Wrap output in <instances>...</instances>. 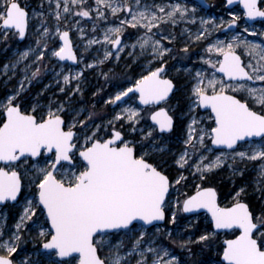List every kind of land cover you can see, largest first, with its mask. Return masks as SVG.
Instances as JSON below:
<instances>
[{"label":"snow or ice","instance_id":"obj_1","mask_svg":"<svg viewBox=\"0 0 264 264\" xmlns=\"http://www.w3.org/2000/svg\"><path fill=\"white\" fill-rule=\"evenodd\" d=\"M53 0H49L51 7ZM232 4L233 0H227ZM248 18L264 17V10L259 6V0H241ZM53 14L57 21L64 14L80 17H91L93 11L98 20H107L104 9L110 10L113 16L124 13L125 18L118 21L116 27L106 29L104 41L112 44L117 53L122 50L119 33L130 25L143 30L137 44L141 50L151 46L157 58L170 51L165 48L160 39H154L159 34L160 25L171 23L176 25L184 20L189 13H195V7L189 9L181 3H146L142 0H95V9L86 7L87 0H54ZM79 9V11H74ZM43 16V13L35 14ZM130 17V19H129ZM240 17L233 15L228 22L231 29ZM29 12L21 6L20 0H0V28L15 29L19 37L26 35L29 26ZM213 24L214 28L221 25L214 21L201 20L202 25ZM43 31L36 43L38 48L46 49L47 43H42L49 35V29L41 20ZM157 31L154 33L153 29ZM63 46L51 54L60 60H77L69 39V31L60 32L56 28ZM82 31V30H81ZM208 32L203 27L196 39L200 40ZM247 33L248 29L245 28ZM117 34L115 39L110 34ZM257 33L253 32L252 35ZM163 39H168L164 36ZM99 41L90 40L89 44ZM243 45L250 59L242 62L236 53V47ZM137 45L133 44L135 48ZM187 51V49H185ZM208 53H218L222 59L213 62L205 61L212 69H218L227 81L217 80L213 72L212 78L204 73L196 72V83L193 86V99L190 111L203 107L211 109V119L214 127L200 128L195 117L188 125V138L185 144L191 145L195 151L196 144L203 145L206 136L211 137L213 145L225 146L228 151H221L214 160L204 163L201 156L195 165L197 171H211L222 165L225 159L261 161L259 176L264 177V84L251 86L250 82H264V44L242 39L233 35L226 43L217 40L209 44ZM29 53L23 52L22 58ZM107 52L106 56H110ZM44 52L40 51L38 60H42ZM102 63V61H101ZM89 67L91 65H88ZM7 67V66H6ZM163 66L151 70L133 82L131 87L119 91L109 102L115 104L129 93H138L139 100L144 105H155L166 101L173 90V82L162 78ZM39 69L33 72L35 77ZM77 77L81 73L76 74ZM70 75H63L65 84L70 82ZM23 85H21V90ZM77 91L79 85H77ZM63 91V89H61ZM229 92H244L259 105L258 112L249 106L247 99H239ZM19 92L16 93V96ZM16 96L7 97L0 102L2 119H0V202L17 201L23 192L22 212L15 224L16 233L0 242L7 254L0 255V264H13L10 258L17 252L16 242L21 239L19 230L34 216L43 217L45 226L39 228L38 235L42 238L40 255L46 257L49 264H121L127 257L138 254L136 264H149L148 255H152L151 264H178L177 257L163 259L170 255L166 247H142V244H154V240L145 241L143 229L153 222L163 221L165 208L172 204L168 199L169 189L185 177L180 176L170 181L159 167L150 163L147 153L137 154L134 141L123 138L121 131L114 128L100 135L103 131L100 125H95L90 131L84 121L75 117L66 122L59 113L64 111L59 104L55 110L51 107L44 114L37 112L35 107L22 111L16 101ZM140 110L128 107L118 113L114 119L126 118L130 122H138ZM151 120L158 126L160 132L170 131L173 118L165 108L152 112ZM77 123L81 131H76ZM109 126L112 124L108 122ZM135 131V129H133ZM143 131V130H141ZM152 135L151 130L145 138ZM261 138L259 143H252V138ZM196 143H193V142ZM241 145H247V151H236ZM211 151V149H208ZM189 152L186 149L177 160L183 167L188 163ZM31 161V163H29ZM203 179V176H201ZM244 191L240 189L237 197ZM183 212L190 213L204 209L211 214L215 229L238 230L239 235L224 242L223 261L226 264H264V213L259 216L249 209L247 203L237 200L230 207H221L217 202L214 188L196 186L195 193L183 200ZM171 222H176V212H171ZM139 227V235L135 236L132 246L121 254L123 241L113 244L110 237L119 233L131 236ZM157 232L160 229L156 230ZM0 232V237H2ZM168 235H171L169 231ZM214 233L199 236L198 240L208 241ZM188 242H182L185 247ZM108 248L107 255H102ZM22 264H40V261H22Z\"/></svg>","mask_w":264,"mask_h":264},{"label":"rangeland","instance_id":"obj_2","mask_svg":"<svg viewBox=\"0 0 264 264\" xmlns=\"http://www.w3.org/2000/svg\"><path fill=\"white\" fill-rule=\"evenodd\" d=\"M20 2L22 7H26L30 16L27 37L21 41L15 29L8 30L5 34V29L0 28V102L5 101L7 97L16 96L19 92L15 102L20 104L22 111L30 112L35 107L38 113L44 114L49 107L55 110L59 104H62L64 111L59 114L66 122H71L73 117L78 121H84L88 127L83 131H90L95 125L102 127L103 131L100 135H105L112 128L121 131L124 139L136 142L137 154L147 153L146 158L168 174L172 181L180 176L185 177L170 188L168 199L172 201V204L165 208L167 212L165 222L143 229L146 233L145 241L151 239L155 243H144L142 247L157 245L166 247L170 255L163 259L167 260L171 258V255H175L178 264H226L222 255L223 240L227 236L213 230L212 220L206 211L187 214L183 212L180 205L188 195L195 193L197 185L201 188L216 189L221 186L225 190L218 197L220 206H230L237 200L244 201L251 204L254 215L259 216L264 213V177L258 174L261 161L228 158L222 165L211 171H197L195 165L201 156L206 158L204 163H208L221 151L228 150L224 147L215 148L211 143V137L208 136L205 137L203 145L196 144L195 151L191 145L184 143L188 138V125L193 117L197 119L200 128L215 126L212 120L208 119L211 115L210 109L202 110L199 107L190 111L194 98L192 89L196 83L197 71L204 73L207 78H212L214 72L218 80H225L222 73L205 63L209 59L213 62L222 59L218 53L206 52L209 44H215L217 40H223L226 44L231 41L233 35L237 34L242 39L264 44V19L247 21L241 4L230 7L227 0H207L209 7L197 0H142L149 4L181 3L187 5L189 9L193 7L196 9L195 13H189L176 25L171 23L160 25V32L154 37L160 39L163 46L170 51L166 52L162 58H157L151 46L141 50L137 44L138 37L143 35V30L140 28L128 25L119 33L122 50L118 53L112 44L104 41L106 29L119 26L118 21L125 18L124 13L113 16L110 10L101 6L108 17L107 20H98L93 11L91 17H80L68 13L57 21L53 14L54 0L51 7L49 0H20ZM259 3L264 10V0H259ZM85 6H90L94 10L95 0H87ZM34 13H43V16L34 15ZM233 15L240 17L236 21V27L225 30ZM202 19L214 21L216 25H221V22L223 24L219 28H214L212 23L202 25ZM41 20H44V26L49 29V35L42 40V43H47L46 49L38 48L36 43L43 31ZM57 26L60 32L69 31L73 50L77 56V64L71 63L68 59L60 60L52 56L53 51L63 46L61 37L56 31ZM203 27H207L208 32L205 37L197 40L196 35ZM245 28L248 29L247 33L244 32ZM156 31L154 28L153 32ZM253 32L257 34L252 35ZM116 35L110 34V38L115 39ZM164 36L168 39H163ZM90 40L99 42L89 44ZM133 44L137 46L133 48ZM235 50L243 57L244 63H247L250 57L243 45L236 47ZM26 51L29 55L22 58L21 54ZM40 51L44 52L42 60L37 59ZM107 52H111V55L106 56ZM161 66L165 69L162 78H169L176 84L174 95L161 105L143 106L138 101L137 93L131 94L117 104L109 102L119 91L131 87L133 82L139 80L142 75H147L149 71ZM37 69L39 73L33 77L32 73ZM77 73L81 75L77 77ZM63 75H70L69 83L65 84ZM250 83L253 87L261 86L257 82ZM21 85H23L22 90ZM77 85H79L78 91ZM50 86H58V88ZM229 93L235 94L242 100L247 99L250 107L258 112L262 111L259 105L254 104L253 100L247 97L246 93ZM60 94L63 96L58 97ZM28 102L32 104L31 107L27 106ZM128 107L140 110L138 122L133 123L126 118L114 119L118 113H122V110ZM161 107L167 108L175 120L176 126L171 132H160L158 126H154L155 124L151 121V113ZM0 119H2V110H0ZM109 121L112 122L110 126ZM75 130L81 131L79 123ZM149 130L152 135L145 138ZM260 140L261 138H254L251 142L259 143ZM186 149L189 152L188 163L181 167L177 164V160ZM247 150H249L247 145L236 148V151ZM241 188L244 191L237 197L236 194ZM224 201H228L227 204L230 205H222ZM22 203L23 192L17 203L0 204V232L3 234L0 242L9 240L13 233L17 232L15 224L22 212ZM172 211L176 212L175 223L171 222ZM36 225L46 227L43 217L37 219L34 216L19 230L21 239L16 242L17 252L11 254L15 264L37 260L40 264H49L48 259L39 254L44 250L41 249L43 241L38 235L39 228ZM157 229L160 231L157 232ZM139 231L137 226L131 236L119 233L110 237V240L113 244L118 240L123 241L124 247L121 249L123 254L131 248L133 239L139 235ZM208 233H214L208 241L198 240L199 236ZM182 242L188 243L185 247H180ZM0 252L7 254L3 248H0ZM108 252V248H105L102 255H107ZM138 258V254H133L121 264H136ZM151 260L152 255H148L149 264Z\"/></svg>","mask_w":264,"mask_h":264},{"label":"water","instance_id":"obj_3","mask_svg":"<svg viewBox=\"0 0 264 264\" xmlns=\"http://www.w3.org/2000/svg\"><path fill=\"white\" fill-rule=\"evenodd\" d=\"M199 3H201L202 5H206L207 7H209L210 5H209V3L207 2V0H197ZM241 4V6H242V8L244 9V7H243V4L241 3V0H233V3L232 4H228L230 7H233V6H236L237 4ZM259 6H260V3H259ZM245 10V9H244ZM259 19H264V17H255V18H248V17H246V20L247 21H250V22H254V21H257V20H259ZM234 27H236V25H234L233 26V28ZM227 29H229L228 28V26L225 28V30H227ZM26 34H27V32H26ZM25 37H26V35H25ZM25 37H23V38H21L20 37V39L21 40H23ZM69 39H70V37H69ZM120 39H121V37H120ZM61 41H62V43H63V40L61 39ZM71 41V40H70ZM71 45H72V48H73V43H71ZM116 48V47H115ZM74 51V50H73ZM237 54H238V52H236ZM238 55H240V54H238ZM241 56V55H240ZM67 60V59H66ZM241 60H242V62H244V60H243V57H241ZM72 63H76V61L77 60H75V61H72V60H70ZM217 71H218V69H217ZM219 72V71H218ZM164 79H169V78H164ZM228 78L227 77H225V80H227ZM173 82V81H172ZM173 90H172V92H170L169 93V96L167 97V99H169V98H171L173 95H174V91L176 90V84H175V82H173ZM135 93V92H134ZM131 94H133V93H129V96L131 95ZM138 94V93H137ZM230 95H235V94H233V93H229ZM128 96V97H129ZM127 97H124V98H122V100L121 101H117L115 104H117L118 102H123V100H125ZM237 98H239L238 96H237ZM166 99V100H167ZM240 99V98H239ZM138 101H139V103L141 104V105H143V106H145L144 104H142L141 102H140V100L138 99ZM165 102V101H164ZM163 102H160L159 104H155L156 106H159V105H161ZM161 108H165V107H161ZM166 110H167V108H165ZM201 109L202 110H209L210 108H208V109H205V108H203V107H201ZM159 109H157L156 111H158ZM254 110V109H253ZM210 111H211V109H210ZM256 111V110H255ZM167 112H168V110H167ZM168 114H169V112H168ZM170 116H172L171 114H169ZM172 118H173V116H172ZM66 121V120H65ZM152 121V120H151ZM152 123L153 124H155V122L154 121H152ZM175 120H174V118H173V127H172V129L170 130V131H164V133H167V132H171V131H173V129H174V127H175ZM255 138H257V139H260L259 137H255ZM252 140H254V138H252ZM213 145V144H212ZM215 148H217V149H222V147H224L225 148V146H222V145H213ZM150 162V161H149ZM151 163V162H150ZM161 170V169H160ZM162 171V170H161ZM165 173V172H164ZM165 175H167L168 176V174H166L165 173ZM169 177V180L170 181H172V179H170V176H168ZM171 188V187H170ZM204 188H208V187H204ZM210 188H212V187H210ZM214 188V187H213ZM215 190H216V194H217V202L219 203V198H218V192H217V189L216 188H214ZM170 189H169V194H170ZM194 194V193H193ZM20 198H21V196L20 197H18V200L17 201H5V202H0V204H2V205H4V204H6V203H17L19 200H20ZM240 202H243V203H245L244 201H240ZM203 211H206V210H204V209H199V210H196L195 212H190V213H187V214H192V213H197V212H201V213H203ZM207 212V211H206ZM210 214V213H209ZM166 216H167V212L165 211V217H164V220L163 221H158V222H153V224L152 225H148V226H146V227H148V228H150V226H153V225H158V224H161V223H164L165 222V220H166ZM210 216H211V214H210ZM213 226H214V230H217V231H219V232H222V231H225V230H228V231H232L233 229H215V225H214V222H213ZM229 239H234V238H228V239H226V240H229ZM0 255H5V254H3L2 252H0ZM11 258V257H10ZM222 258H223V256H222ZM12 259V258H11ZM13 260V259H12ZM13 264H15V262L13 261Z\"/></svg>","mask_w":264,"mask_h":264},{"label":"flooded vegetation","instance_id":"obj_4","mask_svg":"<svg viewBox=\"0 0 264 264\" xmlns=\"http://www.w3.org/2000/svg\"><path fill=\"white\" fill-rule=\"evenodd\" d=\"M29 27V26H28ZM28 31V30H27ZM26 37H27V34H26ZM25 37V38H26ZM69 37H70V35H69ZM20 38V37H19ZM24 38V39H25ZM23 39V40H24ZM21 40V39H20ZM23 40H21V41H23ZM71 40V39H70ZM72 43V42H71ZM0 59H1V57H0ZM66 60V59H65ZM70 61V60H69ZM71 62V61H70ZM72 63V62H71ZM75 64H77V61H76V63ZM105 65V64H104ZM51 87V86H50ZM52 87H54V88H58V86H52ZM51 87V88H52ZM63 96V94H60V95H58V97H62ZM46 99H48V98H46ZM27 106L28 107H31L32 106V104L31 103H29L28 102V104H27ZM64 116L66 117V114H64ZM176 126V125H175ZM149 160V159H148ZM150 161V160H149ZM151 162V161H150ZM152 163V162H151ZM217 192H218V197L221 195L220 193H222V192H220V189L218 188L217 189ZM228 203V201H224V203L222 204V205H230V204H227ZM247 203V202H246ZM248 204V203H247ZM249 205V209L250 210H252L253 208H252V206H251V204H248ZM231 206V205H230ZM230 206H228V207H230ZM221 207H225V206H221ZM203 212H205V211H203ZM208 213V212H207ZM209 214V213H208ZM209 216H210V214H209ZM210 218H211V216H210ZM212 220V219H211ZM212 228H213V230H214V226H213V221H212ZM214 231H217V230H214ZM218 233H220V234H224V235H226L227 237H226V239H228V238H235V236L236 235H239V231L238 230H232V231H228V230H225V231H222V232H219V231H217ZM226 239H224L223 241L225 242L226 241ZM224 242H223V245H224ZM225 246V245H224ZM223 256V255H222ZM223 259V258H222Z\"/></svg>","mask_w":264,"mask_h":264},{"label":"bare ground","instance_id":"obj_5","mask_svg":"<svg viewBox=\"0 0 264 264\" xmlns=\"http://www.w3.org/2000/svg\"><path fill=\"white\" fill-rule=\"evenodd\" d=\"M153 30H154V29H153ZM154 39H155V37H154ZM147 47H149V46H147ZM153 54H154V53H153ZM153 54H152V55H153ZM215 78L218 80L217 77H215ZM255 82H257L258 85H262V84L264 83V82H259V81H255ZM258 85H257V86H258Z\"/></svg>","mask_w":264,"mask_h":264},{"label":"trees","instance_id":"obj_6","mask_svg":"<svg viewBox=\"0 0 264 264\" xmlns=\"http://www.w3.org/2000/svg\"><path fill=\"white\" fill-rule=\"evenodd\" d=\"M220 192H223L225 189L221 186H219Z\"/></svg>","mask_w":264,"mask_h":264}]
</instances>
